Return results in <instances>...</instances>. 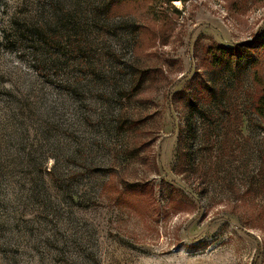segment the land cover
I'll use <instances>...</instances> for the list:
<instances>
[{"label": "rangeland", "instance_id": "374dc122", "mask_svg": "<svg viewBox=\"0 0 264 264\" xmlns=\"http://www.w3.org/2000/svg\"><path fill=\"white\" fill-rule=\"evenodd\" d=\"M110 1L0 0V264H264V2Z\"/></svg>", "mask_w": 264, "mask_h": 264}, {"label": "trees", "instance_id": "16d2710c", "mask_svg": "<svg viewBox=\"0 0 264 264\" xmlns=\"http://www.w3.org/2000/svg\"><path fill=\"white\" fill-rule=\"evenodd\" d=\"M132 0H111L109 2V11L111 12L114 8H116L118 5H122L123 3H129ZM139 1V0H136ZM140 1H146V0H140ZM157 1V0H152ZM168 4H172L173 2H177L179 0H164ZM180 1H186V0H180ZM258 2L264 0H256ZM258 40L257 44H260L259 47L254 44V42H247V43H241L238 45H235L233 48H226L222 45L217 47V50L219 54L214 51L217 55L216 61H214L213 65L215 66H221L229 68L230 71L237 77L240 78L241 75L245 70H247V66L251 64L252 69L255 68L256 63L258 61V54H260L259 51L264 50V28L257 34L256 36ZM254 76V82L257 83L256 87V101H255V107L254 112L257 113V115L260 117V119L264 122V80L260 77L258 72L253 73ZM207 85L208 89V95H206V99H209L212 96V93L214 92V86ZM264 159V157H263ZM263 171L261 172L264 174V162H263Z\"/></svg>", "mask_w": 264, "mask_h": 264}]
</instances>
